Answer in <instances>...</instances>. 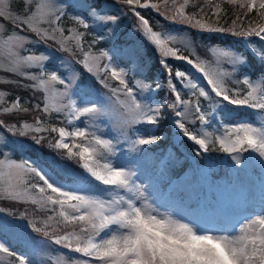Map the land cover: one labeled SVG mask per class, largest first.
<instances>
[{"label":"rangeland","instance_id":"1","mask_svg":"<svg viewBox=\"0 0 264 264\" xmlns=\"http://www.w3.org/2000/svg\"><path fill=\"white\" fill-rule=\"evenodd\" d=\"M253 1L261 4L263 0ZM71 2L76 8L75 24L64 26L66 35L61 36L60 23L53 25L51 19L64 5L61 0H0V81L29 77L32 85L43 91L44 103L39 106L42 111L62 112L68 104L75 114L72 117L68 110L70 134L82 136L84 148L109 161L85 164L90 174L99 177L104 190L94 195L90 186L78 179L81 175L68 167L59 168L58 174L34 158L26 156L23 160H15L8 157L6 138L0 132V192L17 194L19 199L33 198L42 205L43 199L25 193L24 183L33 172L52 194H60L58 200L63 201L65 208L61 214L79 227L69 241L58 240L60 243L56 247L83 243L84 236L90 233L86 247L81 250L84 259L68 260L62 249V252H51L50 239L30 236L18 228L10 216H0V264H264V114L256 120L241 118L234 124L220 122L224 128L214 129L218 143L224 149L236 151L232 159L239 167L234 183L222 177L215 179L217 184L223 183L227 188L217 191L219 208L212 205L203 209L195 205L199 187L194 184L189 170L176 186L186 194H171L172 189L166 190L161 184L169 177L167 169L144 166L143 157L137 155L145 147L157 145L155 119L164 102L158 97L160 78L152 83L144 80L140 77L144 67L133 59L129 70L134 75L130 81L128 67L117 57L107 59L104 55L103 68L108 66L116 79L110 84L106 77H100L104 49H92L88 44L82 62L100 80L101 90L95 89L88 76L82 88L75 87L80 72L65 56L59 57L57 66H51L46 77L38 79L34 73L27 72V68L40 66L52 58L53 54H49L52 50L45 47L42 54L31 52L37 42L33 39L29 52L22 53L21 48L29 37L14 25L39 32L47 41H54L65 50L74 46L79 34L85 36L84 29L97 38H100L99 31L111 40L118 36L119 29L114 26L122 13L118 16L102 14L87 2ZM130 2L134 4L138 0ZM167 2L160 4L164 12L175 14L184 23L190 21L184 12V2ZM141 23L143 33L158 48L165 47V41L172 39L186 52H195L189 33H179L178 26L154 32ZM211 54L215 58L226 56L229 61L240 59L236 53L217 47L212 48ZM123 55L132 56L127 51H123ZM61 71H65L66 76ZM182 74L183 84L190 94L197 91L209 99V92L215 88L212 80L206 83L207 77L199 78L191 69ZM241 79L250 88L249 96L254 102L264 105V97H260L264 96V87H259V80H251L248 73ZM3 94L0 89V100ZM195 107L200 116L207 115L202 104ZM22 127L24 130L42 129L33 122H23ZM68 140L64 134L59 142L66 146ZM245 144L255 157L250 162L254 163L252 172L250 160L245 156ZM99 146L104 147V151ZM250 149H259V155ZM171 153L169 149L168 156ZM202 172H209V168L203 166ZM202 181L207 183L206 178ZM36 187L40 188L39 182ZM52 216L53 213L49 214L48 219ZM230 223L235 227H230ZM7 239L23 242L24 251L18 250L17 260L12 259L15 251Z\"/></svg>","mask_w":264,"mask_h":264},{"label":"trees","instance_id":"2","mask_svg":"<svg viewBox=\"0 0 264 264\" xmlns=\"http://www.w3.org/2000/svg\"><path fill=\"white\" fill-rule=\"evenodd\" d=\"M61 1L64 5L51 19L52 24L57 25L54 17L60 14L61 26L58 32L59 35L65 36L64 26L66 28L70 24H75L76 8L72 0ZM76 1L87 2L102 14L118 16L122 13L114 26L119 29L118 36L111 40L103 37L104 33L99 31L100 38H97L92 32L88 35L87 29H84L85 36L79 34L74 46L70 50H65L54 41H47L39 32L33 33L24 28H17L29 37V41L21 48L22 53H28L32 40L36 39L37 42L31 52L42 54L47 47L52 50L49 54H53L52 58L43 61V67H29L27 72L34 73L38 79L46 77L50 67L59 61V57L65 56L80 72V80L75 83L76 87L82 88L89 76L95 89L101 90L100 80L92 75L82 62L87 44L92 49L106 50L111 58L117 57L121 64L128 67L127 74L130 81L133 80L134 73H131L129 68L132 60H136L144 67L140 77L151 83L155 78H160L161 87L157 90L158 97L161 101L164 100L162 111L155 119L157 145L145 147L137 154L143 157L142 165L167 169L169 177L161 184L163 187L172 182L169 186V191L172 189L171 194L173 192L186 194L176 186L185 177L184 172L189 170L194 184L199 187L195 195V205H200L203 209L212 205L219 208L217 191L227 188L223 183L217 184L215 179L222 177L234 183L238 179L239 167L232 159L236 151L224 149L218 143L214 129L224 128L220 124L223 121L235 123L242 117L256 120L264 114V105H257L254 102L249 96L250 88L241 79L244 73H248L251 80H259L260 88L264 87V0L261 4H256L253 0H178L184 2L185 15L190 19L186 23L177 19L175 14L168 15L163 11L164 8H161L160 4H167L169 0H138L134 4L130 0ZM145 4L149 6H144ZM141 20L152 31H163L172 25L178 26L179 33L187 31L194 43L195 52H186L180 43L172 39L165 41V47L158 48L143 33ZM214 47L234 52L240 59L229 61L226 56L215 58L211 54ZM123 51L129 52L133 57L131 55L126 57ZM188 69H192L199 78L208 77L217 87L216 91H210L208 100L197 91L190 94L182 84L184 76L182 71ZM198 69H201V72ZM61 72L66 76L65 71ZM3 73L10 74L5 71ZM103 76L110 84L116 82L108 69L100 71V77ZM0 89L4 92L0 100V132L6 138L5 147L8 157L23 160L28 155L50 170L59 172L58 174H60L59 168L68 167L76 170L80 177L87 176L84 181L89 184L94 195L104 190L100 179L91 175L85 164L88 161L92 163L109 161L84 148L85 140L82 136L70 134L71 123L68 120L67 103L62 112H54L53 109L44 110L50 112L46 114L39 109L44 103L42 89L34 87L32 80L26 76L0 81ZM260 97L264 96L260 95ZM177 100L179 103L176 104ZM196 101L208 110L204 118L191 107V103ZM180 102L183 109L181 113L178 106ZM175 111H179L178 116L171 118L170 115ZM23 122H33L42 126V129L24 130ZM62 134H66L69 138L65 147L58 144ZM176 134L177 139L174 143L172 137ZM209 135L211 137L208 139ZM99 148L101 151L105 149L102 146ZM169 149L172 153L164 159ZM250 150H255L256 156L259 155V149ZM244 152L246 158L250 160L249 163L253 161L255 157L249 152L246 144ZM250 164L249 169L252 172L254 163ZM203 166L208 167L209 172H202ZM203 178L207 179V183L202 181ZM37 182H39L38 178L31 172L24 183L27 189L25 193L43 199L42 205L33 198L19 199L17 194L0 192L2 214L0 216L3 218L10 216L16 226L30 236L50 239L52 253L62 252V249L63 255L68 260L83 259L78 254L86 247L90 233L84 236L83 243L72 246L71 243H66L59 248L56 247L57 243H60L58 240L69 241L76 229L79 231V227L61 214L65 208L63 201L58 200L60 194H52V190L44 185L37 189L35 186ZM51 196H55V199ZM52 213V218L48 219L49 214ZM7 243L15 251L12 259L17 260L18 250L24 251L21 247L23 242L16 243L7 239Z\"/></svg>","mask_w":264,"mask_h":264},{"label":"bare ground","instance_id":"3","mask_svg":"<svg viewBox=\"0 0 264 264\" xmlns=\"http://www.w3.org/2000/svg\"><path fill=\"white\" fill-rule=\"evenodd\" d=\"M86 154V153H85Z\"/></svg>","mask_w":264,"mask_h":264}]
</instances>
